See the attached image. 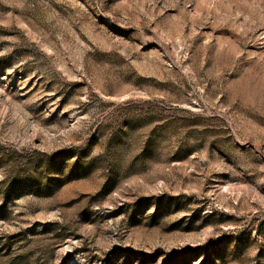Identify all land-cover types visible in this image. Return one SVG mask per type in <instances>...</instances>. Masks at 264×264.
<instances>
[{
    "label": "rangeland",
    "instance_id": "374dc122",
    "mask_svg": "<svg viewBox=\"0 0 264 264\" xmlns=\"http://www.w3.org/2000/svg\"><path fill=\"white\" fill-rule=\"evenodd\" d=\"M0 264H264V0H0Z\"/></svg>",
    "mask_w": 264,
    "mask_h": 264
}]
</instances>
